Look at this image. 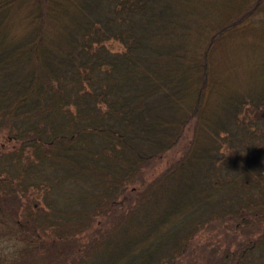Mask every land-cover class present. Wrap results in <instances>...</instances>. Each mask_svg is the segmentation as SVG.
<instances>
[{
    "label": "trees",
    "instance_id": "16d2710c",
    "mask_svg": "<svg viewBox=\"0 0 264 264\" xmlns=\"http://www.w3.org/2000/svg\"><path fill=\"white\" fill-rule=\"evenodd\" d=\"M0 214V264H264V0H0Z\"/></svg>",
    "mask_w": 264,
    "mask_h": 264
},
{
    "label": "rangeland",
    "instance_id": "374dc122",
    "mask_svg": "<svg viewBox=\"0 0 264 264\" xmlns=\"http://www.w3.org/2000/svg\"><path fill=\"white\" fill-rule=\"evenodd\" d=\"M0 217H1V214H0ZM5 230L6 229L4 227V224L0 223V245H1L0 251L1 252H7L10 249L17 247V235H14V233L8 232V230L7 231H5ZM86 238H87V236L84 237V240ZM63 245L64 244H62V246H59V247H63V249H64ZM48 253H49V256L51 258L54 255L55 260H56V254L58 253V251L52 252V247H51L50 252H47V253H45V250H43V249L36 251V253H35L36 255H33L31 257H27L28 258L27 263L31 264L33 261H35V260H32L34 257H39V256L43 255L41 258H39V260H40L39 264H50L51 261H50V259H48ZM200 258L201 257H199L197 255L195 257L188 256L184 259L182 264H202V262L200 261Z\"/></svg>",
    "mask_w": 264,
    "mask_h": 264
}]
</instances>
